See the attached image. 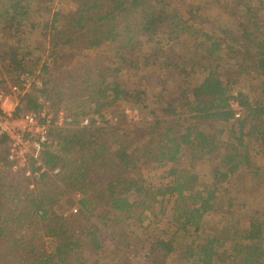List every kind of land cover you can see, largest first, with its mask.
I'll use <instances>...</instances> for the list:
<instances>
[{
	"label": "trees",
	"instance_id": "trees-1",
	"mask_svg": "<svg viewBox=\"0 0 264 264\" xmlns=\"http://www.w3.org/2000/svg\"><path fill=\"white\" fill-rule=\"evenodd\" d=\"M71 1L75 7L68 11L62 28L56 27L58 13H53L50 21L42 22L39 28V34L43 36H49L48 32L55 33L41 66L49 75L51 65L58 59L55 48L60 45L71 48L82 45L86 49L115 42L118 50L132 54L153 43L161 50V35L169 32L170 36L164 40L174 42L181 38L186 28V21L175 12L167 11L163 0ZM2 3L0 0V22L4 28L10 27L16 31L27 19L24 17L27 11L23 2L4 0ZM29 22L37 28L36 21ZM180 24L183 25L181 28ZM163 28L167 31L163 32ZM263 31L258 34L260 41L254 43L256 33L246 28L241 30V37L247 44L241 47L248 50L250 43L255 49L253 52L247 51L250 52L247 57L250 60L246 68L247 72H252L260 80V97H251L243 89L236 88L237 81L220 73L219 66L210 70L203 67L206 75L202 80L191 86L184 82V87L176 95L169 96L164 87L168 78L159 79L157 84L162 89L155 95L154 103L158 104L163 117L146 121L144 130L151 139L145 143L139 141L137 131H131L134 136L130 140L115 141L111 147L105 145L104 151L93 148L100 142L99 127L73 126L78 124L85 111L73 118L70 123L73 128L67 129L64 134L56 127L58 135L57 138L53 137L50 146H55L57 151L44 149L42 161L48 168L59 166L62 171L58 176L61 183L81 195L77 200L78 208L69 216L74 218L72 223L69 217L52 210V205L56 203L52 195L38 191L42 178L55 177L41 174L35 181L37 187L29 188L28 178L21 172L11 170L6 147L0 142V264H85L86 251L92 249L96 252L101 247L98 235L100 227L90 220L88 213L96 208L101 211L99 217L105 221L114 220L124 224L136 220L142 224L147 220V224L161 227V235L168 237H155L149 242L147 252L160 254L162 259L175 251L173 243L177 235L182 234L183 237L189 236L191 242L181 252L185 258H195L199 264H212L215 258L220 259L217 250L225 248L226 244L227 249H223L225 264H264V220L259 217L251 216L249 224L243 229L227 224L220 232L202 238L205 217L209 213H219L215 210L217 198H226L225 205L231 207L234 176L241 168L255 167L253 157H256V152L264 155ZM225 32L229 33L227 30ZM202 36L205 41L211 39L208 33ZM17 42L13 41L8 46L12 47L14 55L11 61L19 73L25 71L33 74L35 70L27 67L30 66L28 61L23 56L17 58L16 50L21 51L14 45ZM219 43L213 41L208 55L220 51ZM229 49L234 50L231 46ZM4 57L0 54L1 61ZM118 58L131 68L139 66L131 59ZM238 67L239 70L243 68L241 65ZM115 71H119V68H115ZM38 78L41 79V95L46 105H59L57 103L64 96L59 91L68 93L69 87L65 85L48 90L49 78L41 74ZM102 83L101 89L86 87L89 95L85 100L95 104L93 112H99L96 108L102 106L98 103L101 98L107 99L109 104L118 101L131 105L144 104V89L129 90L115 80H103ZM232 101L242 108V116L238 119L234 118ZM21 102L24 109L34 111L41 110L43 106L39 97L31 94H25ZM21 110L18 108L16 112ZM54 130H51L52 135L55 134ZM74 153L78 155L76 159L70 157ZM182 157L189 158L188 167L179 165ZM196 162L210 163V181L199 179L194 170ZM147 167L167 168L160 176L158 185L147 181L143 175L141 170ZM32 170L36 171V168L32 167ZM80 215L87 218L84 227L76 225L80 222ZM226 218V215H222L221 220L227 223ZM37 220L41 223L42 235L21 233L28 226L27 221L31 224L37 223ZM146 227L148 225L143 228ZM198 235L201 239L195 244ZM43 236L53 239V246L48 248L45 243L37 244L36 241ZM131 245L132 242L126 244ZM138 248L143 249L140 245ZM147 252L142 257L149 258ZM122 259L125 262L118 264L129 261L125 257ZM165 261L154 263L165 264Z\"/></svg>",
	"mask_w": 264,
	"mask_h": 264
},
{
	"label": "rangeland",
	"instance_id": "rangeland-1",
	"mask_svg": "<svg viewBox=\"0 0 264 264\" xmlns=\"http://www.w3.org/2000/svg\"><path fill=\"white\" fill-rule=\"evenodd\" d=\"M20 1L23 2L27 11V15H24V17H27L26 22H22V26L17 28L15 32L11 28H2L3 25L0 22V54L5 56L2 61L0 59V91H10V85L16 83V80L19 79L18 77L25 74V71L19 73V70L15 69L14 62L11 61L14 55L11 51L12 47L8 46L13 41H18L14 45H17L15 46L16 48L21 49V51L16 50L17 58L23 56L30 65H27V67L35 70L29 78L34 77L37 80L40 74L42 77H48V90L52 88L56 90L65 85L69 87L70 94L66 91H59L60 94L64 95L62 100L57 103L59 105L47 104L46 107L50 112H55L62 107L72 119L75 116H79L83 111L93 112L95 104L85 100V97L89 95L86 87L101 89L103 80H115L129 90L138 88L145 90L146 97L143 105H131L125 101L109 104L107 99L101 98L99 100L98 103L102 106L96 109H99L104 124L99 127L101 130L100 142L93 148L100 151L105 150V145L111 147V143L115 141L130 140L134 136L131 131L138 132L137 135L141 143L151 139L150 135L144 130L146 121L154 117H163L158 104L155 105L154 103L155 95L162 89V86L157 84L159 79H169L164 87L169 96H172L176 95L178 90L184 87V82L190 86L198 84L206 75V72L202 69L203 67L210 70L219 66L218 71L220 73L231 80L237 81L236 88L243 89L251 97H260V80L252 73L247 72L246 68L250 60L247 58L250 52L247 51L253 52L255 49L250 43L248 44V50L241 47L244 44L247 45L246 41L241 37V30L246 28L254 34L256 33L257 38L253 42L258 43L260 41L258 37L259 31L262 32L264 30V0H163L166 3L167 11L175 12L183 21H186V28L180 36L181 38L174 42L170 39L167 42L164 40L170 36V33L167 32L163 36L161 35V38H163L160 44L161 50H158L159 46L153 43L143 46L138 52L132 54L118 50L115 42H106L101 46L86 49L82 45L74 48L60 45L57 49L55 48L58 59H56V63L51 65L52 72L50 75L46 74L41 66L46 60V54L49 52L51 45L50 40L55 33L48 32L49 36H43L39 34V28L42 26V22L50 21L53 13H58V24L56 23V27L62 28L66 22L68 11L73 9L75 4L71 0ZM29 21H36L37 28L31 31L24 29L28 26ZM181 26L183 25L180 24L179 27L181 28ZM225 30L229 31V33L225 32ZM162 31L166 32L167 29L163 28ZM204 33H208L211 39L205 41L202 36ZM3 39H5L4 42ZM213 41L220 42V51L208 55ZM230 46L234 48L233 51L229 49ZM118 56L124 57L127 61L133 60L136 64H139L138 68H131L123 64ZM37 59L39 60L38 63ZM239 65L243 67L240 70ZM115 68H119V71H115ZM38 80L40 81L41 79L38 78ZM42 87L33 86L28 94L39 97L40 101L46 104V100L41 95ZM76 89L79 91L76 92ZM80 93L82 96H80ZM11 100L13 103L16 101L14 95H11ZM125 109L132 110L134 117H131V120H127ZM151 111H154V113ZM113 117H116V121L113 120ZM167 118L170 119V117ZM134 123L139 124L133 125ZM120 126H122V129ZM57 128H54V138H57L56 135H58ZM72 128L68 124L60 127L63 134L67 129L71 130ZM135 145L136 143L133 144V146ZM48 149L57 151L55 146L48 147ZM70 157L76 159L78 155L74 153ZM253 161L255 163L254 168H241L234 176L235 184L231 187L230 193V197L233 198L231 200L233 205L228 207L225 205L226 198H217L215 210L219 213L217 215L209 213L205 217L202 227L204 231L202 238L207 234L220 232L225 227L224 225L227 224L243 229L249 224L251 216L264 220V155L254 157ZM188 162V157H182L179 165L188 167ZM194 166V170L199 175L200 180L210 181V163L200 164L196 162ZM164 169L167 168L147 167L141 171L147 181L158 185ZM60 180V177L42 178L38 191L46 195H52L56 200V203L52 205V210L58 215L62 213V215L69 217L74 213L72 209L78 208L77 200L80 199L81 195L74 189L65 188ZM32 183L34 187H37L35 181ZM62 190L66 191L61 193ZM88 213L91 215L90 220L100 227L98 235L101 247L96 252L92 249H88V252L86 251L85 264H118V262H125L122 257L129 260L125 264H155V261L162 260H166L165 264H199L195 258H185L181 252L190 244L191 238L189 236L183 237L182 234H178L177 240L173 243L175 251L165 259H162L160 254L154 253L151 255L147 252L149 242L155 237H168L167 235H161V227L149 225L147 220L142 224L136 220H130L124 224L114 220L105 221V219L99 217L101 214L99 208L94 211L90 210ZM222 215H226L227 223L221 220ZM70 219L72 223L74 218ZM79 219L80 222L76 223V225L84 227L87 218L80 215ZM26 223L28 226H25L21 233H27L29 236L36 233L38 236L42 235L43 230L40 228L41 223L39 220H37V223L31 222L30 224L28 221ZM145 225H148V227L143 228ZM199 239H201L200 235L197 236L194 243L196 244ZM36 242L37 244L45 243L48 248L54 244L53 239L44 236ZM131 242L133 245L126 246V244ZM138 245L142 246L143 249H139ZM227 245L225 248H218V255L221 258H215L212 264L227 263L226 261L224 262L226 258L223 253V249H227ZM146 252L149 254V258L142 257Z\"/></svg>",
	"mask_w": 264,
	"mask_h": 264
},
{
	"label": "built area",
	"instance_id": "built-area-1",
	"mask_svg": "<svg viewBox=\"0 0 264 264\" xmlns=\"http://www.w3.org/2000/svg\"><path fill=\"white\" fill-rule=\"evenodd\" d=\"M31 75L25 72L23 76L18 77L16 83L10 85V91H0V142L6 147V157L11 164V170L15 173L21 172L27 177L30 181L29 188L34 187L32 182L39 179L41 174L58 177L62 173L59 166L48 168L44 165L42 152L51 147V130L64 124L70 126L73 120L62 107L55 112H50L46 104H42V109L38 111L24 109L21 98L28 94L33 86L41 87V80L29 78ZM11 95L16 99L14 103ZM231 106L234 118H240L242 108L236 101H232ZM18 108L22 109L19 113L16 112ZM125 116L127 120H131V117H134L132 110L125 109ZM113 120L116 121V117H113ZM103 124L100 112H86L74 127H101ZM32 167H35L36 171H33ZM72 210L75 212L76 208Z\"/></svg>",
	"mask_w": 264,
	"mask_h": 264
},
{
	"label": "crops",
	"instance_id": "crops-1",
	"mask_svg": "<svg viewBox=\"0 0 264 264\" xmlns=\"http://www.w3.org/2000/svg\"><path fill=\"white\" fill-rule=\"evenodd\" d=\"M2 1H4V0H1V2ZM1 10V9H0ZM1 14H3V13H1ZM35 25H31V23L29 22V25L26 27V28H24V29H29V31H31V30H33L35 27H34ZM2 28H4V27H2ZM19 28V27H18ZM23 28V27H22ZM33 28V29H32ZM6 29V28H5ZM8 29H10V27L8 28ZM11 29H13V28H11ZM14 30V29H13ZM14 32H15V30H14ZM252 73V72H251ZM253 74V73H252ZM254 75V74H253ZM251 145V144H250ZM256 157L258 156V155H260L259 153H257L256 152ZM254 158V157H253Z\"/></svg>",
	"mask_w": 264,
	"mask_h": 264
}]
</instances>
